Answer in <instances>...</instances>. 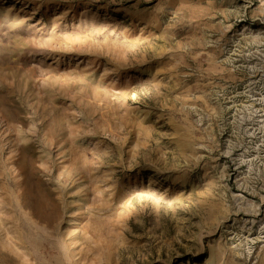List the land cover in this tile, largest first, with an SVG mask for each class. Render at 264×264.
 <instances>
[{"label":"rangeland","instance_id":"1","mask_svg":"<svg viewBox=\"0 0 264 264\" xmlns=\"http://www.w3.org/2000/svg\"><path fill=\"white\" fill-rule=\"evenodd\" d=\"M0 264H264V0H0Z\"/></svg>","mask_w":264,"mask_h":264}]
</instances>
